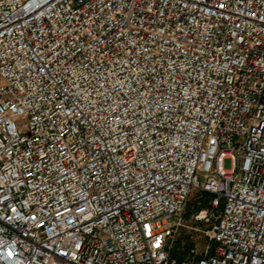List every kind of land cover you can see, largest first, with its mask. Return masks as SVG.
I'll use <instances>...</instances> for the list:
<instances>
[{
	"label": "built area",
	"instance_id": "2783aa9c",
	"mask_svg": "<svg viewBox=\"0 0 264 264\" xmlns=\"http://www.w3.org/2000/svg\"><path fill=\"white\" fill-rule=\"evenodd\" d=\"M0 264H264V0H0Z\"/></svg>",
	"mask_w": 264,
	"mask_h": 264
},
{
	"label": "rangeland",
	"instance_id": "374dc122",
	"mask_svg": "<svg viewBox=\"0 0 264 264\" xmlns=\"http://www.w3.org/2000/svg\"><path fill=\"white\" fill-rule=\"evenodd\" d=\"M231 165V160L228 158H224L222 160V167L224 169H228ZM196 194L195 191H191L190 195H189V200H192V196ZM193 223V222H190ZM195 225L197 223H194ZM198 225V224H197ZM202 239V235L199 233H195L191 230H180L179 233L177 234V236L175 237L174 241H173V252H180L182 250V246L184 244L187 243H195V244H199V242Z\"/></svg>",
	"mask_w": 264,
	"mask_h": 264
},
{
	"label": "trees",
	"instance_id": "16d2710c",
	"mask_svg": "<svg viewBox=\"0 0 264 264\" xmlns=\"http://www.w3.org/2000/svg\"><path fill=\"white\" fill-rule=\"evenodd\" d=\"M196 194H194L192 196V200H188L187 205H186V210H185V215L187 216L190 212L196 210L199 205H202L203 203H205L207 196L205 194L199 193V192H195ZM199 202V203H198ZM188 244V243H187ZM187 244H184L181 248L182 250H184L187 246ZM181 250V251H182ZM182 253V252H181ZM179 252H173V255H178L181 254Z\"/></svg>",
	"mask_w": 264,
	"mask_h": 264
}]
</instances>
